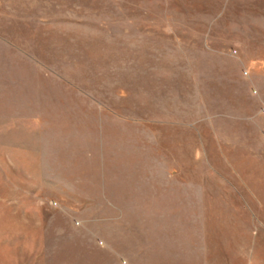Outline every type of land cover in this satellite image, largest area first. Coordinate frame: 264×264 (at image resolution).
Returning a JSON list of instances; mask_svg holds the SVG:
<instances>
[{
  "label": "rangeland",
  "instance_id": "rangeland-1",
  "mask_svg": "<svg viewBox=\"0 0 264 264\" xmlns=\"http://www.w3.org/2000/svg\"><path fill=\"white\" fill-rule=\"evenodd\" d=\"M0 264H264V0H0Z\"/></svg>",
  "mask_w": 264,
  "mask_h": 264
},
{
  "label": "crops",
  "instance_id": "crops-1",
  "mask_svg": "<svg viewBox=\"0 0 264 264\" xmlns=\"http://www.w3.org/2000/svg\"><path fill=\"white\" fill-rule=\"evenodd\" d=\"M91 244H93L94 248H96V245H94L95 243L93 240H91Z\"/></svg>",
  "mask_w": 264,
  "mask_h": 264
}]
</instances>
